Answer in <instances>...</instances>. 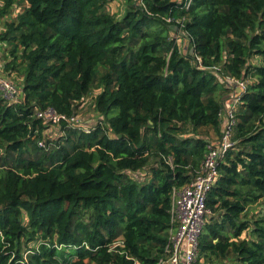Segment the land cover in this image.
Instances as JSON below:
<instances>
[{
    "label": "trees",
    "instance_id": "16d2710c",
    "mask_svg": "<svg viewBox=\"0 0 264 264\" xmlns=\"http://www.w3.org/2000/svg\"><path fill=\"white\" fill-rule=\"evenodd\" d=\"M112 2L0 0L3 70L23 72L17 103L0 91V264H158L228 79L247 88L196 264H264V0ZM94 91L88 132L35 116L81 115Z\"/></svg>",
    "mask_w": 264,
    "mask_h": 264
},
{
    "label": "built area",
    "instance_id": "2783aa9c",
    "mask_svg": "<svg viewBox=\"0 0 264 264\" xmlns=\"http://www.w3.org/2000/svg\"><path fill=\"white\" fill-rule=\"evenodd\" d=\"M179 1L184 2L188 8L193 0ZM178 40L181 41V39ZM179 44L182 46V42ZM227 82L228 87L232 89L228 101L219 114L221 135L215 141L209 142L208 152L192 180L182 187L173 188L167 243L158 264H196L199 259L200 240L209 215L207 201L219 178V164L226 153L234 147L232 136L236 125L237 109L241 95L247 88L243 80L228 79ZM0 91L9 103H17L22 97V90L5 78H0ZM35 116L49 125L59 126L62 120H66L76 128H83L87 132L90 130L81 120L80 115L68 119L59 115L54 109L48 108L37 111ZM39 145L46 147L44 141H41Z\"/></svg>",
    "mask_w": 264,
    "mask_h": 264
},
{
    "label": "rangeland",
    "instance_id": "374dc122",
    "mask_svg": "<svg viewBox=\"0 0 264 264\" xmlns=\"http://www.w3.org/2000/svg\"><path fill=\"white\" fill-rule=\"evenodd\" d=\"M124 0H114V2H112L111 4H109L108 8L109 11L111 13L114 14H121V10L122 7L125 5V3L123 2ZM9 19H2L1 21V25H0V31L2 30V27H4V24L6 21H8ZM180 40H178L179 42ZM180 43V42H179ZM182 49L184 48L187 51V48L190 49V46L188 44V42H183L182 43ZM12 61V57L10 54V47L7 44H1L0 45V78H5L8 79L10 81H12L16 86L20 87L21 84L23 83V72L21 70H19V67H17L15 70H8V73L5 72V70H3L4 66ZM97 94V91H94L91 95H89L86 100H85V105L83 108V111L81 112L80 118L81 120H83L86 124L87 121L92 119L94 116V107H93V101L95 99V95ZM92 124V123H90ZM48 133V132H47ZM211 133V131H209V134ZM59 134V130L57 127H52L51 130H49V134L48 136L51 138H56L58 137ZM47 139V138H46ZM155 166V162H152L150 164V166L148 168H146L145 172H142L141 174L143 175H138L139 178L143 177L146 174V178L151 177V167ZM138 181H142V180H138ZM264 206H257L256 208H253V213L255 215H257V213L262 210V214H264L263 212ZM257 217V216H256ZM208 264H229L227 262H215V263H208Z\"/></svg>",
    "mask_w": 264,
    "mask_h": 264
},
{
    "label": "crops",
    "instance_id": "0c3cea01",
    "mask_svg": "<svg viewBox=\"0 0 264 264\" xmlns=\"http://www.w3.org/2000/svg\"><path fill=\"white\" fill-rule=\"evenodd\" d=\"M180 42L183 43V42H186V41L181 39ZM229 93H230V92H228V93L226 94V96H224V98H223V102H224V103H223V106H224V104L228 101V97L230 96ZM89 123H90V120L87 121V124H89ZM221 130H222V126H221ZM218 137H219V136L211 130V133L209 134V137H208L207 139H208L209 142H213V141H215L216 139H218Z\"/></svg>",
    "mask_w": 264,
    "mask_h": 264
}]
</instances>
